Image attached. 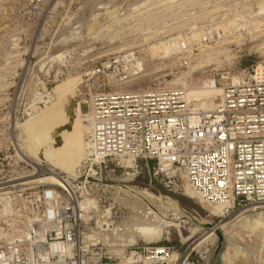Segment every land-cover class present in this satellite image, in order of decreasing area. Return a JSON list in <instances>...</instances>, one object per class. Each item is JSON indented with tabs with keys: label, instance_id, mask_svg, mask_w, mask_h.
Listing matches in <instances>:
<instances>
[{
	"label": "rangeland",
	"instance_id": "rangeland-1",
	"mask_svg": "<svg viewBox=\"0 0 264 264\" xmlns=\"http://www.w3.org/2000/svg\"><path fill=\"white\" fill-rule=\"evenodd\" d=\"M155 1L0 0V192L8 191L0 196V246L20 239L28 221L52 205L44 191H61L51 182L9 187L35 178L42 167L64 176L74 199H91L85 209L88 228L103 252L159 244L174 249L177 264H205L219 240L217 232L206 235L225 225L218 231L227 264H264V208L217 214V206L198 193L187 194L185 177L160 170L158 159L131 165L112 160L99 169L75 157L85 115L100 95L179 88L191 108L208 112L227 73L264 68V0H178L142 15L132 12ZM210 86L214 94L208 93ZM46 174L42 181L55 178ZM148 193L173 205L151 203L152 208ZM134 218L138 223L161 218L177 226L158 240L130 242L138 224ZM106 223L115 233L105 232Z\"/></svg>",
	"mask_w": 264,
	"mask_h": 264
},
{
	"label": "built area",
	"instance_id": "built-area-1",
	"mask_svg": "<svg viewBox=\"0 0 264 264\" xmlns=\"http://www.w3.org/2000/svg\"><path fill=\"white\" fill-rule=\"evenodd\" d=\"M228 74L222 103L208 112L187 106L179 88L96 97L85 115L90 163L106 169L112 160L158 159L160 170L185 177L221 215L264 208V72ZM43 194L52 205L28 221L20 239L0 246V264H177L167 245L103 252L88 218L68 203L85 198L63 188Z\"/></svg>",
	"mask_w": 264,
	"mask_h": 264
},
{
	"label": "bare ground",
	"instance_id": "bare-ground-1",
	"mask_svg": "<svg viewBox=\"0 0 264 264\" xmlns=\"http://www.w3.org/2000/svg\"><path fill=\"white\" fill-rule=\"evenodd\" d=\"M175 1H178V0H156L155 2H148V3H145V4H143L142 6L141 5H133L134 6V8H135V6H137L135 9L134 8H132V9H134V10H132V12H135L134 14L135 15H142V14H145V13H149V11H151V10H154V9H156V8H159V7H161V6H164V5H166L167 3H173V2H175ZM180 1V0H179ZM184 1V0H183ZM142 3H144V2H142ZM131 7H132V5H131ZM130 7V8H131ZM128 8H129V6H128ZM130 8L128 9V10H130ZM127 9V8H126ZM163 9V8H162ZM127 10V11H128ZM122 11V10H121ZM126 12V11H125ZM130 12V11H129ZM127 13V12H126ZM130 14V13H129ZM132 15V14H131ZM120 16V15H119ZM154 16V15H153ZM108 18V17H107ZM120 22V21H119ZM120 24V23H119ZM170 24V23H169ZM131 26V25H130ZM110 31V30H109ZM153 31V30H152ZM196 36V35H195ZM146 38V37H145ZM179 40V39H178ZM179 44V43H178ZM158 54V53H157ZM168 54V53H167ZM164 56V55H163ZM257 71H259V72H262L263 71V67L262 66H258V65H256L255 67H254ZM138 69H139V67H138ZM184 85V84H183ZM215 90V88L213 87V86H210V87H208L207 88V91H208V93H212V94H214L213 93V91ZM188 93V92H187ZM222 89L221 88H219L218 87V91H217V102H216V104L214 105V106H212L211 108H209V109H211V110H213V109H216L217 107H219V105L222 103ZM188 95V94H187ZM184 98H185V100H186V104H187V106H193V105H190L189 103H188V101H187V98H186V94L184 95ZM218 99H219V102H218ZM194 108L196 109L197 108V106H195L194 105ZM81 109V108H80ZM208 109V110H209ZM210 111V110H209ZM84 130H85V128L83 129L82 128V131H83V133H82V139H83V142H82V146L81 147H79V148H77L76 149V151H75V157L76 158H78L79 160L78 161H80V160H89L88 159V155H89V152H88V145H87V142L85 141V139H84ZM50 155V154H49ZM77 156H79V157H77ZM26 158V157H25ZM28 160V159H27ZM125 162L127 163V165H131V160H125ZM38 168V173L35 175L36 177L35 178H33V179H30V180H26V181H22V182H19V183H12V184H10L9 185V187H14V186H18V185H23V184H28V183H39V182H51V183H53V184H55V185H57L59 188H63V189H68L69 190V187H68V181H67V179L64 177V176H60V175H58L57 173H55L54 171H43L42 170V167H41V169L39 168V167H37ZM46 168V167H45ZM52 174V175H55V178L54 179H47V180H44V181H42L41 179H43V178H41V176L43 175V174ZM46 174V175H47ZM75 175V174H74ZM17 180V179H16ZM12 181H15V180H12ZM32 181V182H31ZM185 185L187 186V187H189V188H187L186 187V190L188 191L187 192V194H190V192L191 193H197L192 187H191V185L188 183V181L187 180H185ZM8 186V185H7ZM7 186H5V187H7ZM0 189H3V187H0ZM122 190H123V188H122ZM193 192H192V191ZM5 193H8V191H5V192H0V196L1 195H3V194H5ZM139 194H142V193H139ZM6 195V194H5ZM143 195V194H142ZM146 195V194H145ZM144 195V196H145ZM148 195H149V199L147 200V203L148 204H150L151 206H152V208H154L153 207V205L152 204H157L158 202H162V204L164 203V204H171V206L173 205V202H171V200L169 199V198H163V197H157V196H154L153 194H149L148 193ZM198 195V194H197ZM147 196V195H146ZM145 196V198L147 199V197ZM199 197H200V199L202 200V201H204L202 198H201V196L199 195ZM4 198V200H5V197H3ZM116 198V197H115ZM139 198V197H138ZM118 199V198H117ZM89 201H91V199L90 200H86V201H84V202H80L79 203V207H81V208H84V209H86L87 208V205H88V202ZM93 201V200H92ZM139 203V202H138ZM144 203V202H143ZM152 203V204H151ZM160 204V203H159ZM175 204V203H174ZM145 205V204H144ZM176 205V204H175ZM150 206V207H151ZM165 205H163V206H159V207H164ZM170 206V207H171ZM140 207V206H139ZM145 207V206H144ZM149 207V206H148ZM149 207V208H150ZM156 207V206H155ZM158 207V208H159ZM166 207V206H165ZM157 208V207H156ZM167 208H168V206H167ZM166 208V209H167ZM173 208H176V207H172L171 209H173ZM139 209V208H138ZM141 209V211H142V208H140ZM176 209H178V208H176ZM176 209H174V210H176ZM214 209H216V211H217V214H221V210H222V208L221 207H219V206H217V207H215ZM146 210V209H145ZM107 211V210H106ZM139 211V213H140V210H138ZM173 211V210H172ZM145 212V211H144ZM75 213L76 214H78L77 213V208L75 207ZM142 213V212H141ZM140 213V214H141ZM146 213V212H145ZM147 213H148V211H147ZM5 214V213H4ZM137 214H138V212H137ZM151 214V213H150ZM149 214V215H150ZM82 216H85V217H87L86 216V213H83V214H81ZM142 215H144V214H142ZM148 215V214H147ZM148 215V216H149ZM164 215V214H163ZM240 215V214H239ZM141 216V215H140ZM156 216V215H155ZM145 217V216H144ZM154 217V216H153ZM153 217H151V218H153ZM236 217H238V216H236ZM138 218V217H137ZM137 218H134V220L135 219H137ZM140 218V217H139ZM146 218V217H145ZM149 218V217H148ZM147 218V219H148ZM155 218V217H154ZM158 218V217H157ZM142 219V218H141ZM140 220V219H139ZM163 219H161V218H159L158 220L157 219H150L149 221L148 220H144V221H142L141 220V222H137L136 220H135V222H137L138 224H135V226L136 227H134L135 229H134V232L133 233H131V235H129V236H133L131 239H129L128 241H130V242H135L136 240H137V238L139 237V238H141L142 240H145V241H155V240H158V239H160V237L164 234V233H166V231H167V228L168 227H170V226H177V223L175 224V223H171V222H161ZM186 220V219H185ZM239 220V219H238ZM257 222H255L256 224H258V223H261V222H259V220H256ZM134 222V223H135ZM248 222H249V220H248ZM108 223V222H107ZM104 224V226L105 227H103V229H106V228H110V225H111V223H109V224ZM134 223L132 224V225H134ZM263 223V222H262ZM231 224V223H230ZM227 225V224H226ZM234 225V224H233ZM249 225V224H248ZM228 226V225H227ZM230 226H232V225H230ZM261 226V225H260ZM264 226V225H263ZM129 227V226H128ZM131 227V226H130ZM226 226L225 225H220V226H215V227H213L212 228V231L211 232H209L207 235H206V237H210L211 235H213L214 234V232H216V231H218V229L219 230H224V229H226L225 228ZM257 227H259L258 225H257ZM256 227V228H257ZM262 227V226H261ZM234 228V227H233ZM230 229V228H229ZM237 229V228H236ZM12 230V229H11ZM127 230V229H126ZM231 230V229H230ZM262 230V229H261ZM131 231V228L129 229V231H127V232H130ZM1 232V231H0ZM168 232V231H167ZM226 232V231H225ZM231 232V231H230ZM213 233V234H212ZM261 233V232H260ZM128 234V233H127ZM133 234V235H132ZM230 235H231V238H232V233H229ZM3 235V234H2ZM11 235V234H10ZM5 236V235H4ZM86 236H88V235H86ZM102 236V235H101ZM122 236V235H121ZM125 236V235H124ZM229 236V235H228ZM227 236V237H228ZM89 237H90V235H89ZM205 237V238H206ZM230 237V236H229ZM229 237L227 238V240L229 239ZM91 238V237H90ZM106 239V238H105ZM235 239V238H234ZM118 240H119V238H118ZM207 241V240H206ZM257 241H258V238H257ZM94 243V242H93ZM259 243V242H258ZM110 244V243H109ZM108 244V245H109ZM115 244V243H114ZM120 244V243H119ZM231 244V243H230ZM252 244V243H251ZM228 245V244H227ZM89 246H91L90 244H89ZM237 246V245H236ZM250 246V245H249ZM252 247V246H251ZM263 247V246H262ZM240 248V247H239ZM264 249V248H263ZM117 250H120L119 252H117V251H113L112 253H114V254H119V255H121V254H124L125 253V249H124V247L123 248H119L118 247V249ZM227 250V249H226ZM254 251V250H253ZM264 251V250H263ZM236 252V251H235ZM261 252V251H260ZM245 253V252H244ZM253 253V252H252ZM251 253V254H252ZM258 253V252H257ZM243 254V253H242ZM260 254V253H259ZM244 255V254H243ZM251 256V255H250ZM263 256H264V253H263ZM262 256V257H263ZM251 258V257H250ZM256 258H257V256H256ZM259 258V257H258ZM221 260L223 261V263L224 264H227V262H230L228 259H227V256H226V251H223V252H221ZM241 260V259H240ZM239 260V261H240ZM257 260V259H256ZM221 261V262H222ZM232 261V260H231ZM238 261V260H237ZM246 262V261H245ZM252 262V261H251ZM263 262V261H262ZM234 263H235V261H234ZM238 264L240 263V262H237ZM237 263H235V264H237ZM241 263H242V261H241Z\"/></svg>",
	"mask_w": 264,
	"mask_h": 264
},
{
	"label": "water",
	"instance_id": "water-1",
	"mask_svg": "<svg viewBox=\"0 0 264 264\" xmlns=\"http://www.w3.org/2000/svg\"><path fill=\"white\" fill-rule=\"evenodd\" d=\"M218 236H219V240L218 242L214 245L213 249L211 250V252L209 253L205 264H221L220 262V254L221 251L223 249V246L225 244L223 237L221 235V233L219 231H216Z\"/></svg>",
	"mask_w": 264,
	"mask_h": 264
}]
</instances>
